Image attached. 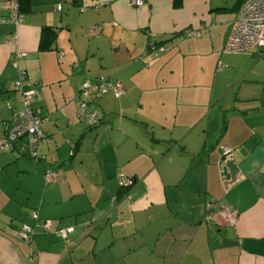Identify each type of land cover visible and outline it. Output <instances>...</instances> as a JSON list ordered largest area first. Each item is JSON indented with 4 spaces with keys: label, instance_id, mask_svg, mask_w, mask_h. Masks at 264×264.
<instances>
[{
    "label": "crops",
    "instance_id": "0c3cea01",
    "mask_svg": "<svg viewBox=\"0 0 264 264\" xmlns=\"http://www.w3.org/2000/svg\"><path fill=\"white\" fill-rule=\"evenodd\" d=\"M17 1L20 22L0 25V139L24 73L47 141L36 160L0 151V264H264V51L222 50L241 0ZM101 75L125 93L88 106L89 126L76 91Z\"/></svg>",
    "mask_w": 264,
    "mask_h": 264
},
{
    "label": "built area",
    "instance_id": "2783aa9c",
    "mask_svg": "<svg viewBox=\"0 0 264 264\" xmlns=\"http://www.w3.org/2000/svg\"><path fill=\"white\" fill-rule=\"evenodd\" d=\"M145 0H129L132 7H140ZM5 8L9 11L7 17H0V25L13 24L16 25L22 18L18 11V7L14 2H7ZM96 27L90 28L95 31ZM197 33H189V35ZM168 48L163 46L149 45L146 55L155 56L157 52L167 51ZM224 52L227 53H247L254 50L264 51V0H241L238 8L230 22L225 43L223 45ZM24 73L19 74L18 81L14 84V89L20 95V110L13 113L3 125L4 136L0 139V151H14L19 156H25L28 159H38V151L40 147L46 143L47 138L43 133L42 126L45 119L36 114L30 108V102L34 96V91L24 90ZM110 93L114 98L118 99L124 95L125 90L118 80L98 76L93 82L83 83L80 87L79 99L81 100L77 106V117L84 120L87 125L94 126L97 124L98 113L96 111H85L88 106L94 104L104 94ZM6 108L12 109L10 103L5 104ZM222 156L230 153V149L221 146ZM221 179H224V172L221 171ZM55 172L47 170L43 174L44 183H51L54 180ZM132 185V180L124 176L118 178L119 189L125 190ZM212 205L204 204V221L208 222L211 218ZM220 217L228 227H233L236 223L237 216L234 212L227 208H221ZM30 218L38 222L36 211L29 213ZM43 230H48L52 226L48 221L40 223ZM74 232V228L57 229L55 233L63 240ZM33 235V228L29 225H22L18 232V237L23 242L29 243Z\"/></svg>",
    "mask_w": 264,
    "mask_h": 264
},
{
    "label": "trees",
    "instance_id": "16d2710c",
    "mask_svg": "<svg viewBox=\"0 0 264 264\" xmlns=\"http://www.w3.org/2000/svg\"><path fill=\"white\" fill-rule=\"evenodd\" d=\"M8 1H10V0H8ZM7 1V2H8ZM16 2H17V5H18V9H19V11L21 10V6H20V4L18 3V1L16 0ZM182 2H183V0H173V7L174 8H180L181 6H182ZM241 2V1H240ZM57 9L58 10H60V7L58 6L57 7ZM22 19V18H21ZM20 19V20H21ZM20 20H19V22H20ZM18 22V23H19ZM17 23V24H18ZM4 25H6V24H4ZM13 25V24H12ZM75 64H77V63H75ZM75 70H76V68H77V65H75ZM102 76H104L105 78H109V77H107V76H105V75H102ZM97 78V77H96ZM24 83L26 84V85H28L29 86V84H28V82L26 81V79L24 78ZM80 87H81V85L80 86H78L77 87V99H78V104H77V106L79 105V103H80V99H79V93H80ZM32 90V89H31ZM14 91H16L15 89H14ZM34 91V90H33ZM106 94H109V93H106ZM106 94H104V95H106ZM35 95H36V93H35V91H34V96L32 97V99L35 97ZM103 95V96H104ZM101 99V98H100ZM32 101V100H31ZM10 104H12V103H10ZM30 108H31V102H30ZM32 109V108H31ZM33 110V109H32ZM34 111V110H33ZM36 114H38L36 111H34ZM43 127V126H42ZM132 180V179H131ZM134 185V181L132 180V185L129 187V188H127V189H125L126 190V192H128L130 189H131V187ZM122 190V189H121Z\"/></svg>",
    "mask_w": 264,
    "mask_h": 264
},
{
    "label": "rangeland",
    "instance_id": "374dc122",
    "mask_svg": "<svg viewBox=\"0 0 264 264\" xmlns=\"http://www.w3.org/2000/svg\"><path fill=\"white\" fill-rule=\"evenodd\" d=\"M253 52V51H252ZM252 52H247L248 54L252 53ZM259 58V57H258ZM264 65V63H262ZM78 103V102H77ZM93 109H95V106L93 105L92 107ZM93 111V110H92Z\"/></svg>",
    "mask_w": 264,
    "mask_h": 264
}]
</instances>
